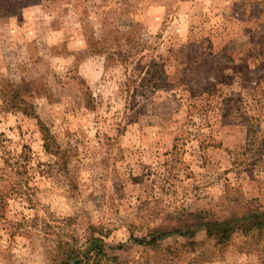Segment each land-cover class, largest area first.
<instances>
[{"label":"rangeland","instance_id":"obj_1","mask_svg":"<svg viewBox=\"0 0 264 264\" xmlns=\"http://www.w3.org/2000/svg\"><path fill=\"white\" fill-rule=\"evenodd\" d=\"M258 220L264 0H0V264H264Z\"/></svg>","mask_w":264,"mask_h":264},{"label":"trees","instance_id":"obj_2","mask_svg":"<svg viewBox=\"0 0 264 264\" xmlns=\"http://www.w3.org/2000/svg\"><path fill=\"white\" fill-rule=\"evenodd\" d=\"M43 137L44 139H46V136L44 134H43ZM249 227L250 228L257 227L258 229H260L261 232H264V220H258L254 222L253 224H251ZM231 231L232 230L230 228H224L213 234L211 231L207 230V234L213 235L217 243H223L224 240L229 237V233ZM163 233L165 232H162L160 234H163ZM150 240L153 241V238H151ZM63 251H62L63 253L62 258L56 264H68L71 260H73L74 258L78 256V250L77 249L75 250L73 246L69 247L66 251L65 250Z\"/></svg>","mask_w":264,"mask_h":264}]
</instances>
